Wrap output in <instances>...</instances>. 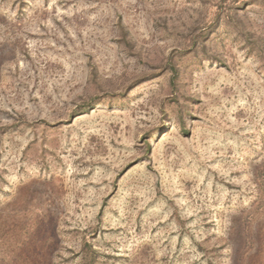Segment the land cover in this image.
<instances>
[{"label":"rangeland","instance_id":"rangeland-1","mask_svg":"<svg viewBox=\"0 0 264 264\" xmlns=\"http://www.w3.org/2000/svg\"><path fill=\"white\" fill-rule=\"evenodd\" d=\"M0 264H264V0H0Z\"/></svg>","mask_w":264,"mask_h":264},{"label":"trees","instance_id":"trees-1","mask_svg":"<svg viewBox=\"0 0 264 264\" xmlns=\"http://www.w3.org/2000/svg\"><path fill=\"white\" fill-rule=\"evenodd\" d=\"M172 71L174 72V75H176V68L173 66ZM89 105V104H88Z\"/></svg>","mask_w":264,"mask_h":264}]
</instances>
